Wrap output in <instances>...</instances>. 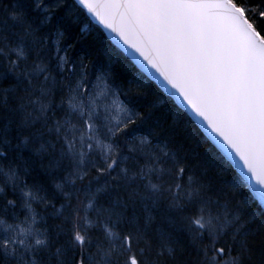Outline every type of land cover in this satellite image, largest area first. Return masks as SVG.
Masks as SVG:
<instances>
[{"label": "snow or ice", "instance_id": "obj_1", "mask_svg": "<svg viewBox=\"0 0 264 264\" xmlns=\"http://www.w3.org/2000/svg\"><path fill=\"white\" fill-rule=\"evenodd\" d=\"M0 264H264V0H0Z\"/></svg>", "mask_w": 264, "mask_h": 264}]
</instances>
